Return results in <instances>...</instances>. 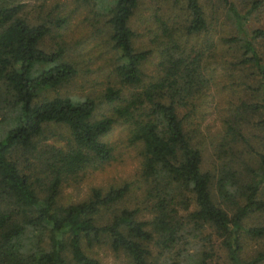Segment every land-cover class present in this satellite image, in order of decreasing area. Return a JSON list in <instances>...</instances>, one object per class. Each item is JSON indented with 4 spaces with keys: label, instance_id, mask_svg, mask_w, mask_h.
<instances>
[{
    "label": "trees",
    "instance_id": "trees-1",
    "mask_svg": "<svg viewBox=\"0 0 264 264\" xmlns=\"http://www.w3.org/2000/svg\"><path fill=\"white\" fill-rule=\"evenodd\" d=\"M79 3L93 26L101 21L95 36H104L113 80L77 97L59 90L77 62L61 42L44 40L66 17L31 22L23 2L0 0V264H101L86 253L100 245L122 253V264H264V0H163L164 19L141 46L134 18L153 8L146 0ZM154 53L155 75L145 82ZM219 76L228 81L221 87ZM222 85V95H210ZM96 98L109 114L96 117ZM214 99L222 137L216 160L202 168L196 134ZM116 122L140 156L145 219L119 206L127 183L58 201L63 183L111 160L103 138ZM54 126L63 129L60 146L46 142ZM206 230L224 262L213 247H178Z\"/></svg>",
    "mask_w": 264,
    "mask_h": 264
},
{
    "label": "rangeland",
    "instance_id": "rangeland-1",
    "mask_svg": "<svg viewBox=\"0 0 264 264\" xmlns=\"http://www.w3.org/2000/svg\"><path fill=\"white\" fill-rule=\"evenodd\" d=\"M10 2V0H6ZM24 3L22 14L29 19L31 22H40L45 20L50 24L56 17H66L65 25L60 29H52L50 33L44 38L48 46H52L54 42H61L66 48L70 58L77 62L79 71L74 77L73 81L66 84L64 90L72 96H80L84 93L92 91L93 94H97L101 91L106 83V78L112 82L113 78L108 76L107 73L111 66L107 63L109 53L103 52L104 36L96 38L94 26L100 24L101 21L97 22L93 26V16L89 7L84 4H80L79 0H20ZM148 5H152L153 8L150 10H141V14L144 17H135L136 20L134 30L138 32L139 40L136 41V46L146 45L147 40L152 36L150 28L158 29L157 24L159 20H163L164 17L159 13V6L162 5L163 0H156L150 2L146 0ZM156 8L158 13H155L153 9ZM158 19V20H157ZM93 36V37H92ZM103 38V40H102ZM155 50V48H153ZM102 54H101V53ZM152 54V53H151ZM150 54L149 59L144 64L143 80L146 82L150 80L151 76L155 75L156 64L158 63V55L154 53ZM219 70L216 72L218 75ZM216 81L221 84L227 83L219 77H216ZM214 89L210 95L216 94V90H219L217 96L222 95L227 89L224 88ZM136 89L123 88L122 94L128 95L131 91ZM95 95V97L97 96ZM210 98V97H209ZM97 101V110L95 111L96 117L100 114H109L108 107ZM213 103V104H212ZM216 106L215 99L212 102H208V113L206 114L202 124L198 127L197 131V142L202 148V168H209L211 161L216 160L214 155V149L217 148V143L220 142L222 137V127L220 116ZM213 110V111H212ZM55 128V129H54ZM56 134L54 137L48 139L46 142L60 146L63 144V140L60 136L63 135V129L54 126ZM128 128L126 124L116 122L111 126V129L104 136L106 141L112 148L111 160L104 164L100 169L91 171L86 177L73 182L68 181L63 183L60 187L58 201L60 204L77 202L84 199L91 187L107 188L109 185H121L127 183L129 185V195L126 196L124 205L122 203L119 206L125 207H137L139 208L140 217L143 219L149 217L148 206L149 204L143 199L142 187L139 182L138 176L140 168V156L135 146L127 142ZM250 136V135H249ZM248 135L246 137H249ZM64 137V135H63ZM191 234H193L191 232ZM195 237L189 235L187 237L188 245H178L179 248L185 246L188 248L186 252H192L195 250H209L213 247L212 251L217 256L219 263L225 261L224 252L222 249H218V241L213 236H207V230L201 234H195ZM177 248V247H176ZM175 248V249H176ZM255 247L252 246L247 250V254L250 253ZM174 249V250H175ZM218 249V250H217ZM86 253L91 257L96 258L101 264H122L124 263V255L120 252H113L106 246H94L92 248H86Z\"/></svg>",
    "mask_w": 264,
    "mask_h": 264
}]
</instances>
